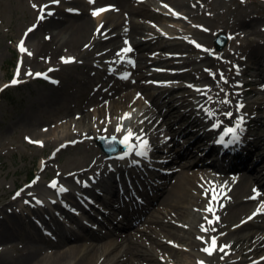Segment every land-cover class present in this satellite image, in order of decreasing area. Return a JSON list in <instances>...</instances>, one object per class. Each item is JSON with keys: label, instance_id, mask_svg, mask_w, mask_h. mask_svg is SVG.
Returning <instances> with one entry per match:
<instances>
[{"label": "bare ground", "instance_id": "1", "mask_svg": "<svg viewBox=\"0 0 264 264\" xmlns=\"http://www.w3.org/2000/svg\"><path fill=\"white\" fill-rule=\"evenodd\" d=\"M33 1L38 7H30L34 12L31 27L34 25L36 27L34 31L28 33L25 39V47L32 53V56L24 54L20 68L21 77L27 76L25 75L27 69H32L35 62L45 60L50 61L49 65L57 64L58 66L85 62L88 71L82 80L86 89L94 81L93 77L100 76L99 85L91 89L92 94L85 100L81 108L76 103L75 92L56 87L52 83V87L57 89L56 93L43 98L40 106L35 104L29 119L49 122L60 114L63 115L62 112L64 115L75 110L79 113H75L71 120L68 119V123L66 121L67 125L62 127L63 130L40 131L39 136L49 137L44 140L40 149L53 146L60 148L59 150H65L79 144L98 143V140L104 136L107 138L116 136L117 140H121L125 133H117L115 129L122 124L125 129L131 128L138 135L141 131L146 133L148 137L145 139L151 143L152 157L156 161L175 160L172 165L174 167L171 166L173 172L159 188L158 194L152 197L147 206L139 212L137 222L129 231H108L99 234H90L85 231L76 235H64L70 227L63 224L52 229L54 234L51 235L52 237H47V235H42L40 227L36 228L39 233L27 230L24 224L28 216L20 215L0 234V264H199L200 261H203L204 264H226L228 262L241 263L245 258L255 253L257 247H253L254 241L259 244L261 251L264 248V210L261 209L260 213L254 215L251 220L248 219L256 212L255 202L264 197V154H260L264 148V134H261L260 128L253 129V135L249 139L252 148L245 152L238 165H232V167H243V169L246 167V171L241 173H230V165H227L225 160L208 158L210 157L209 153L203 158L198 157V153H195L190 145H184L182 141L187 142L192 138L191 141L202 140L201 136L204 132L200 133V128H203L204 124L198 117H193L195 112L193 105L196 104L199 107L203 105L205 108L213 110L217 119L229 120L222 113L224 110L230 111L233 113L231 119L233 120L240 111H237L236 105L246 100V90H241L247 83L242 77V69L236 65L238 74L236 72L234 77L233 63L230 62V53L233 50L226 48L223 55L209 52L213 54L212 57H209L207 52L195 58L188 55L191 51L199 49L194 44L196 41L204 42L208 39V42H211L210 39L215 34V38L222 34L229 38L230 35L227 32H230V17L222 16L221 13L214 12L213 8H209L214 0H133V5L128 10L124 8L131 0H111L114 3L104 4L101 2L103 0H94L92 4L89 3V0H62L60 4L68 6L67 8L59 7L52 12L53 15L38 21L39 6L51 0ZM163 4L170 6L167 7L168 10H172H169L170 12L175 11L177 14L183 12V14L173 15V13L164 14L161 12L164 16H162L161 28H158L153 25L152 20L144 14V11L163 10ZM48 5L45 13L51 6H54L53 4ZM101 7H108L110 10L94 18L90 13L91 9L95 8L96 10ZM68 9L73 11L70 12ZM243 11L235 22L239 25H243V20L248 17L262 18L260 14L253 16L252 12L243 13ZM180 22L184 23V26H178ZM250 22V26H253V20ZM100 25H103L101 33L106 35L97 34L96 29ZM38 31H42V38L31 45L32 48L29 45V38ZM252 31V33L258 32L255 29ZM25 32L21 31L20 40L24 38ZM195 35L204 40L199 38L195 41L193 39ZM255 35L257 36V34ZM125 38L133 40L135 52L127 54L126 59L137 57V63L134 66H130L127 62H121L120 58L116 56L118 51L126 47ZM86 45L87 47H85ZM263 50L264 42L256 43L252 49L247 51V56L250 59L242 60L239 64L245 71L250 69V61L253 66L257 65V68H260ZM167 52L172 55L167 56ZM66 54H72L70 56L74 58V62H62L61 57L69 58L65 57ZM111 54H115L112 59L117 61L116 69L112 71L110 69L113 61L106 59ZM227 62L231 65L229 70L215 71V65ZM104 63L106 68L102 66ZM153 65L175 70L186 69L171 74L169 77L174 80L188 78L194 87H189V85L169 87L167 89L169 100L167 103H163L164 96L151 92L154 87L147 82L148 78L154 76L152 72H149ZM190 66L194 67L189 68ZM147 68L149 69L147 70ZM121 72L122 74H120ZM220 73H223L227 79V84L220 82ZM126 74L127 78H122ZM213 74H215V78H213ZM235 81L239 86L230 87ZM118 83L121 84L118 85ZM205 87L211 89L207 92V96L212 97L210 101L207 100V96L196 91L197 88L204 89ZM122 88L125 90L120 92ZM220 88L233 94L228 97L231 101L230 104L224 105L218 102L224 98V92H220ZM144 97L151 100L152 105H158L156 111L151 112L147 109L141 112L133 109L137 104L132 108L128 106L129 101L132 100V103L135 104ZM64 103L66 104L63 105ZM91 106L94 107L90 109ZM126 106L128 107L125 110ZM118 109H122V112L117 117ZM197 112L200 115V112L204 113L200 108L197 109ZM175 113L182 115L178 123L185 124L184 131H189V134L182 135L184 132L176 131L177 123L172 121ZM126 114H130V119H123ZM112 115L115 116L112 118ZM260 122L261 125H264L262 117ZM252 123L256 125L257 119H253ZM132 143L134 144L136 141L133 140ZM62 145L63 147H61ZM202 145L204 142L196 144V146ZM176 146L178 151H175ZM124 153L125 148L119 145V150L113 154V157L108 155V159H105L102 156H96L95 161L87 167H83L87 168L86 170H81L83 168L79 167L78 162H75L76 165L74 164V168L71 170H67L63 166L57 171L55 178L60 182L77 184L76 180L84 177L82 183L87 181L91 183V186L81 188L83 196L88 195L89 198L96 201L99 199L104 204L114 205L112 202L121 200L122 192L128 191L130 183L127 179L124 181V178L118 183L117 174L127 171V167L121 164L125 161L124 158H121ZM180 154L188 159L183 162L180 160L175 162L177 157L181 158ZM258 154L260 157L254 160ZM104 155L106 156V153ZM176 155L178 156L176 157ZM53 158L51 156L47 159L44 157L40 170L37 171L39 179L37 178L36 183L31 187H25L21 191L22 194L30 188L38 187L41 190L45 188L39 180L42 179V176H47L46 169L51 166ZM250 160H253L251 166L248 165ZM198 162L209 168L191 170L190 167H194ZM88 172H92V178L89 177ZM142 172L143 169L136 172L132 176V180L135 181ZM177 173L176 181L171 185L170 179ZM184 175L190 177L189 182L183 180ZM225 184L227 186L223 192H220V186ZM92 187L102 188L101 190L106 191L110 197L104 198L96 191L97 188L93 189ZM212 187H215L219 193V202L212 205L219 220H214V223L209 225L205 216L208 219H213V216L205 211L208 200L203 193L204 189ZM253 189H257L261 193L256 201L249 199L253 194ZM162 197L163 204L171 201L170 205L173 210L169 212L166 209L162 219L159 216L154 219L150 217L149 212L155 211L154 205L157 201H161ZM66 198L75 200V196L71 193L67 194ZM89 198L87 197L86 200ZM13 200L1 207L0 210L8 205L10 207ZM26 201L31 202L30 199ZM219 204H223V207H219ZM195 208L196 210L193 211ZM35 213L39 212L35 211ZM159 213L163 212L159 210ZM243 213L242 218L246 222L241 227L234 224L240 222L242 218L239 221L234 220L235 223L230 222L233 217ZM87 214L92 215L90 211H87ZM170 214L171 218L168 217ZM11 215H15L14 211L9 213L5 211L0 216V220ZM39 215L47 219L41 213ZM48 215L52 216V214ZM69 216L70 219H74V214ZM76 218L78 219V217ZM150 223L156 224V229L152 228V225L145 227V224ZM201 225L209 229L214 227L216 230L206 234L201 232ZM246 230L250 232L244 234ZM197 237H202L204 240L217 237L218 246L229 245L225 249L227 254L216 251L211 256L206 255L201 251L205 245ZM15 238L23 239L25 244L22 248L9 250L8 246ZM147 240L146 245L145 241ZM170 241L172 243H169ZM251 246L253 249L247 251ZM237 252H241V258L237 257ZM219 259L222 263L218 262ZM259 260L260 257L253 259L252 262ZM259 264H264V260L261 259Z\"/></svg>", "mask_w": 264, "mask_h": 264}, {"label": "rangeland", "instance_id": "2", "mask_svg": "<svg viewBox=\"0 0 264 264\" xmlns=\"http://www.w3.org/2000/svg\"><path fill=\"white\" fill-rule=\"evenodd\" d=\"M62 0H59L58 5H54L52 3V0L46 3H42V5H54L51 6L48 11H55L59 7L61 8H67L68 6L62 5ZM104 3H114L111 0H103L101 1ZM34 4L33 0H0V208L3 207L5 204H7L17 192H20L25 185L28 183L30 177L33 175V177H38L37 171L40 170V165L42 163V160L44 157L47 159L50 156L53 158L51 166L46 169L47 176H42V179H40V183L43 186H46L47 183L50 182V180L56 176L57 171L60 170L63 166L67 170H71L74 168L75 162L79 163V167H87L90 163L95 161L96 156H102L105 159L107 158V155H104V152L98 145V143H90V144H79L74 146L73 148H68L65 150H59L60 148H54L53 146H48L46 149H40L44 143L45 139H48L49 137H42L39 136L38 133L40 131L46 132L48 129H53L55 131L63 130L64 126H66V121L68 123V119H72L73 115L75 113H79L76 110L72 113H66V115L60 114L58 117H56L54 120H51L49 122H41L40 120H30L29 117L32 113V110L35 108L34 105L40 106L41 101L45 97H49L52 93H56L55 87H52L53 81L54 85L56 87H62L66 88L69 92H75L77 96V104H79V108L82 107L85 100L92 94L93 88H96L99 85L100 76L97 75L94 78V81L92 84L88 86L86 89L85 83H83L82 78L85 77L86 72L88 71V67L85 62H76L74 64L68 65V66H58L57 64H50V61L47 62L46 60L43 62H35V65H33V68L30 69L32 73H45L48 77L47 79H44L43 77L38 79L34 76H26L21 77V71L19 80L21 81V86H8L5 87V85H10L11 80L13 79L18 61L22 60L24 54L21 55L18 51V45L20 42V35L21 31H27L26 29L28 27H31L32 21L31 19L34 18V12L30 9V7ZM127 7L124 9L128 10L133 5V0L129 1L127 4ZM164 8L163 11L167 13H173L170 12L167 7H165L166 4H163ZM168 6V5H167ZM170 7V6H168ZM96 8V7H95ZM95 8H92L90 13L95 10ZM102 8V7H101ZM209 8H213L214 12H219L222 14V16L230 17V32H227L230 37V41L228 40L227 45L222 50H217L215 46V40L216 34L210 39L211 42H208V39L204 42L196 41L199 38L197 35L193 38L196 44H199L202 46V48H206L211 50L210 52L216 53V55H223L226 48H229L230 50H233L232 53H230V62L233 63L234 67V77L236 76L237 72V66L241 67L242 69V77L245 81L248 83L250 80L255 79L256 77L260 78L258 82L264 83V54L261 58L260 62V68H257V65H252L249 62L250 69L244 70L239 63L242 60H249L250 57L247 56L250 49L254 47L256 43H262L264 42V0H214L212 5L209 6ZM246 9V10H242ZM243 11V13L252 12L253 16L255 15H261L262 18H246V20H243V25H239L238 23H235L239 17L240 13ZM175 12V11H174ZM144 14L147 15L152 20L153 25H155L158 28H161V21L163 20V17L155 12L154 10H147L144 11ZM179 15H182L183 12L178 13ZM250 20H253V26H250L251 22ZM184 23L180 22L178 23V26H182ZM184 26V25H183ZM29 29V28H28ZM253 29L257 30V33H252ZM34 33V32H33ZM257 34V36L255 35ZM42 31H38L31 35L29 38L30 43L29 45H33L35 42L40 40L42 38ZM66 37V36H65ZM129 41L130 45H132V52H135V49H133V40L129 38H125ZM138 39V38H137ZM203 39V38H202ZM204 40V39H203ZM175 42V41H172ZM202 43V44H200ZM164 44V43H161ZM206 44V45H205ZM33 48V46H31ZM148 52V51H147ZM151 52V51H149ZM205 51L198 49L191 51L188 55L191 58L198 57ZM209 54V57H212L213 54L207 52ZM264 53V50H263ZM72 54H66L69 58H71ZM115 55V54H114ZM113 54L109 55L106 59L112 60L113 62L116 60L112 59L114 57ZM167 56H171L172 54L170 52L166 53ZM131 60L134 61V65L137 63V57H130ZM229 60V59H228ZM149 61V60H148ZM44 64V65H43ZM237 65V66H236ZM103 68H106L105 63L102 64ZM194 66H190L189 68H192ZM215 71H227L231 68V65L229 62L225 64H218L215 65ZM49 69H52V71H49ZM149 68H147L148 70ZM159 70H162L161 72H158ZM186 69H168V68H161L159 65H153L150 67L149 72L153 73L152 78H148L147 82L152 84V82L159 78V81H170L167 82L169 85L172 86H188L191 85L189 82L190 80L188 78H184L182 80H174L169 75L171 73L179 72V71H185ZM29 69H27L26 72H28ZM48 71V72H47ZM122 74V72L120 73ZM12 75V78H11ZM169 78V79H168ZM236 79V78H235ZM121 83H118L120 85ZM164 84V83H163ZM153 85V84H152ZM248 85H245L241 90H247ZM235 86V87H234ZM154 88L151 90V92L160 93L164 96L162 102L167 103L169 100V94L167 92L166 87H162L159 89L158 87L153 86ZM230 87L236 88L237 83L233 82ZM11 90L10 93H6L5 96H3L1 93L5 90ZM89 89V90H88ZM125 90V88L120 89V92ZM235 90V89H234ZM85 92V93H83ZM139 93V92H137ZM178 93V92H176ZM145 95V93L143 92ZM168 94V95H167ZM179 94V93H178ZM230 95H233L231 92ZM146 96V95H145ZM132 100L129 101V105L131 108L134 106L135 110L137 111H144L149 109L151 112L156 111L158 108V105H152L151 100H148L147 97L141 98V101L138 103H132ZM64 103L63 105H65ZM124 108L125 110L127 107ZM256 104H251L249 102L243 104V108L241 109V112L248 111L249 115L251 117H257V119L261 118L264 120V103L258 104L257 108L255 107ZM94 106H91L90 109H92ZM244 110V111H243ZM122 109L117 110V117L121 114ZM227 112V111H223ZM115 115H112V118ZM196 116V113H193V117ZM182 115L180 113H175L172 117V121H174L176 124L175 129L178 133L184 132L182 135L186 133L189 134V131H184L185 124L178 123L181 120ZM197 117V116H196ZM219 118V117H218ZM44 119H47V117H44ZM220 119V118H219ZM221 120V119H220ZM260 128L261 134H264V125H261V122H258L257 129ZM40 137V138H38ZM27 138V139H26ZM193 139V138H192ZM191 139V140H192ZM29 140L33 142H39V143H30ZM191 140H182L184 145H190L192 147V150L195 153H198V157L203 158L204 155L207 153L206 150L201 149L203 146H196L197 142H193ZM252 146L248 147V149H251ZM52 150V151H51ZM51 151V152H50ZM175 151H178V148L176 146ZM261 155L264 154V148L260 152ZM260 154H258L254 160H257L260 157ZM181 156V154H180ZM178 160L181 162L186 161L188 158L181 156V158L177 157ZM175 161V162H176ZM238 162L234 163H227V165H230V173H241L246 171V167H232V165H238ZM247 164V162H246ZM253 164V160L248 162V165L251 166ZM76 165V164H75ZM173 165L172 162L160 164V167L163 169H168L166 173L170 172L171 174V166ZM209 167L205 166L203 163L198 162L194 167H190V169H208ZM251 168V167H250ZM87 168H83L81 170H86ZM250 172V171H249ZM88 175L90 178L92 177V172H88ZM117 175H120L117 174ZM178 176V173L175 174L171 179V185L176 181V178ZM84 177H82L83 179ZM82 179H79L82 181ZM174 179V180H173ZM184 181H190V177L187 175L183 176ZM158 181H161L158 179ZM157 181V184L159 183ZM165 182V177H163V183ZM161 185V184H160ZM160 187V186H159ZM158 190V189H157ZM76 192V190H75ZM78 192V191H77ZM79 193V192H78ZM105 196L107 194L104 193ZM80 199V198H79ZM76 201V200H75ZM163 197L161 198V201H157V203L154 205L155 211H150L149 215L150 217L157 219L159 216L160 219L165 216L164 212L165 210H173L169 202H165L163 204ZM72 202V200H71ZM261 202H264V197L259 199V201L255 202V208L257 209L259 207V204ZM79 203V200H78ZM159 210H161L163 213H159ZM193 209V211H195ZM264 210V209H263ZM59 217H61L64 221L65 215L61 214V211H58ZM243 214H239L236 217H233L231 219V223H235L234 220H240L242 218ZM32 216V215H31ZM34 217V216H33ZM168 217L171 218V214L168 215ZM36 220H39L35 218ZM243 218L240 222L235 223L234 225H237V227H241L243 225L242 223ZM50 224L49 227H56L55 224L51 220L42 222L39 220V224ZM141 223V222H140ZM143 223V222H142ZM141 223V224H142ZM59 224V223H58ZM25 228L27 230L32 231L33 233H39L37 232L36 228L33 229V225L35 223L33 222L32 218H27L26 223L24 224ZM152 224H145V227H149ZM140 226V225H139ZM156 224L152 225V228L156 229ZM250 231L246 230L244 234L249 233ZM55 238V237H54ZM231 240V238H230ZM12 244H9L8 248L9 250L22 248L25 244L23 239L15 238L12 239ZM148 240L145 241V244L147 245ZM166 247H168L166 245ZM253 247H257V250L255 253L251 254L249 257L245 258L241 263H233L228 262L226 264H252L253 259L255 258H261V256L264 255V248L260 251L259 244L254 241ZM253 247L247 249V251L252 250ZM169 248V247H168ZM170 249V248H169ZM237 257L241 258V252H237ZM219 263H222V261H218ZM224 262V261H223Z\"/></svg>", "mask_w": 264, "mask_h": 264}, {"label": "snow or ice", "instance_id": "3", "mask_svg": "<svg viewBox=\"0 0 264 264\" xmlns=\"http://www.w3.org/2000/svg\"><path fill=\"white\" fill-rule=\"evenodd\" d=\"M52 3L59 4V0H52ZM89 3L90 4L94 3V0H89ZM32 6H33V8L38 7L35 4H33ZM48 7H49V5L39 6L38 10H39L40 15L37 18L38 21L45 19L46 16H51L54 14L51 11H48L47 13H45V9ZM165 7H168V6L165 5ZM109 10H110V8H108V7L99 8V9L93 10L91 12V15L95 18L98 15H100L106 11H109ZM169 10L172 11L171 9H169ZM68 11L71 12L73 10L68 9ZM173 15H178V14L173 12ZM35 27L36 26L34 25L33 27L27 29V31L25 32L24 38H22L20 40L19 45H18V51L21 55L26 53L28 56H32V53L29 50H27V48L25 47V39L27 38L28 33L34 31ZM101 28H103V25H100L97 27V29H96L97 34L106 35L104 33H101V31H100ZM205 31H207V30L205 29ZM231 38L232 37H229V39H231ZM46 39H49V37H46ZM124 44L126 45V47H124L120 51H118L116 53V56L120 58L121 62H127L128 64H131L132 66H134L133 60H131L130 58L126 59L127 54L132 52V48L129 44V41L127 39H125ZM195 46L197 48L205 51V52L211 51L209 49L202 48V46L199 44H196ZM85 47H87V45ZM42 59H44V58H42ZM61 61L64 63L74 62V58H67L66 59L64 57H61ZM113 63H115V61ZM21 66H22V60L18 61L17 69H16V72H15L13 79L10 82V85H5V87L16 86L18 83L21 82L19 80ZM49 71H52V69H49ZM110 71H112V69H110ZM206 71H208V70L206 69ZM237 74H238V72H237ZM25 75L34 76V77H43L44 79H48L46 74L32 73L31 70H29L27 73H25ZM219 76H220V82H222L224 84L228 83V81L224 77L223 73H220ZM122 78H127V74ZM213 78H215V74H213ZM53 83H56V82L53 81ZM237 86H239V85H237ZM189 87H194V86L189 85ZM218 87H219V84H218ZM0 90H2V89H0ZM196 91L201 93L202 95L207 96V92L211 91V89L208 87H205L204 89L197 88ZM220 92H224V98L219 100L218 102L221 104H224V105L230 104L231 101L228 98L230 94L227 93L224 88H220ZM211 99H212V97L207 96V100L210 101ZM242 108H243L242 103H238L236 105L237 111H239ZM200 110H202L205 113L206 117L209 120L213 121V123H212V129L213 130H219L223 126L222 121H220L219 119L216 118V113L213 110H211L209 108H205L203 105L200 106ZM222 114L224 115V117L226 119H229V120H231L233 117V113L230 111L224 112ZM123 119H130V114H126ZM243 123H244V117L240 116L235 120V123L232 126L223 127V131L219 135L218 139L216 140V143H218V144H220L226 148L229 147L230 145L238 144L240 142V137L244 131V128L242 127ZM105 131H107L106 128H105ZM115 131L117 133L124 132L125 134L121 140H117L116 136H112L111 139L108 140V143H110V144L118 143V144L122 145L125 148V153H124L125 157L132 154V153H134L136 156L141 157V158L146 159L148 157V153L151 151V147L149 145L148 140L144 138L142 133L138 135V134L134 133L131 128L125 129L122 124L118 125L116 127ZM133 140L136 141L135 144L132 143ZM29 142L30 143H39V142H33L31 140H29ZM61 147H63V145ZM113 150H115V149H113ZM121 158H124V157H121ZM32 183L33 184L36 183V180H34ZM31 186L32 185H28V187H31ZM226 186H227L226 184L221 185L220 186V192H223V189ZM49 187L56 189L58 191V193H63V192L67 191V189L64 186L59 185L57 181H52L51 184L49 185ZM203 194H204L205 198L208 200V206L206 207L205 211L207 213H211L213 216V219H208L207 216H205V219L207 220V223L209 225H212L214 223V220L215 221L219 220V217L215 215V212L213 211V207H212V205L214 203L219 202V193L217 192V189L215 187H212V188L204 189ZM29 195H31V193H29ZM260 195H261V193L257 189H253V194L249 197V199L256 201ZM16 196L17 197L20 196V192H17ZM209 196H211V198H209ZM14 199H15V197H14ZM25 203H28V201H25ZM36 203L40 204L41 201L39 199H37ZM219 207L222 208L223 204H219ZM261 209H264V202H261L259 204V207L256 209V212H254L252 216H249L248 219L251 220L254 215L260 213ZM244 222H246V221H242V223H244ZM200 230H201V232H204L207 234L209 231H215L216 229L214 227L209 229V228L204 227V225H201ZM197 239H200L202 241V244L205 245L201 248V251L204 252L206 255L211 256L216 251L227 254L225 252V249L228 248L229 245L218 246V243H217L218 238L217 237H210L209 240H204L202 237H197ZM169 243H172V242L170 241ZM174 246L179 247L178 245H174ZM221 258H223V257H221ZM261 259L264 260V257H262ZM199 264H204V262L200 261ZM253 264H259V262L254 261Z\"/></svg>", "mask_w": 264, "mask_h": 264}, {"label": "water", "instance_id": "4", "mask_svg": "<svg viewBox=\"0 0 264 264\" xmlns=\"http://www.w3.org/2000/svg\"><path fill=\"white\" fill-rule=\"evenodd\" d=\"M217 43H218V48H222L225 45V43H226V38L222 37V41L221 42L218 41ZM102 147L106 149L105 145H102Z\"/></svg>", "mask_w": 264, "mask_h": 264}]
</instances>
